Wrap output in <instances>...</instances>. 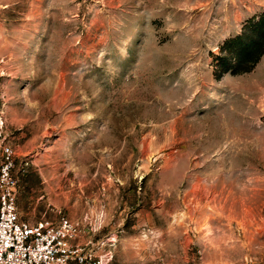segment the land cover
<instances>
[{"label": "rangeland", "instance_id": "rangeland-1", "mask_svg": "<svg viewBox=\"0 0 264 264\" xmlns=\"http://www.w3.org/2000/svg\"><path fill=\"white\" fill-rule=\"evenodd\" d=\"M264 0H0V123L22 220L102 218L106 264H264ZM102 241L106 244L102 245Z\"/></svg>", "mask_w": 264, "mask_h": 264}, {"label": "built area", "instance_id": "built-area-1", "mask_svg": "<svg viewBox=\"0 0 264 264\" xmlns=\"http://www.w3.org/2000/svg\"><path fill=\"white\" fill-rule=\"evenodd\" d=\"M25 165L15 157L0 123V264H106L108 254L98 255V243L88 240L102 229L101 217L60 216L34 223L20 218L17 170Z\"/></svg>", "mask_w": 264, "mask_h": 264}, {"label": "trees", "instance_id": "trees-1", "mask_svg": "<svg viewBox=\"0 0 264 264\" xmlns=\"http://www.w3.org/2000/svg\"><path fill=\"white\" fill-rule=\"evenodd\" d=\"M264 54V13L254 18L240 36L226 40L213 60L215 74L240 75L253 70Z\"/></svg>", "mask_w": 264, "mask_h": 264}]
</instances>
